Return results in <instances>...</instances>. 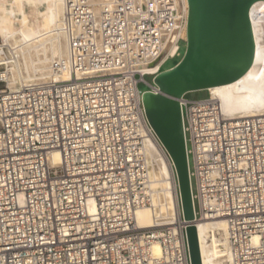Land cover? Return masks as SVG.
Wrapping results in <instances>:
<instances>
[{
	"label": "built area",
	"instance_id": "built-area-1",
	"mask_svg": "<svg viewBox=\"0 0 264 264\" xmlns=\"http://www.w3.org/2000/svg\"><path fill=\"white\" fill-rule=\"evenodd\" d=\"M64 7L70 77L0 89V264H192L182 205L136 220L153 207L142 94L181 55L186 0ZM181 105L194 222L223 218L232 264H264V113L230 116L211 95Z\"/></svg>",
	"mask_w": 264,
	"mask_h": 264
},
{
	"label": "bare ground",
	"instance_id": "bare-ground-1",
	"mask_svg": "<svg viewBox=\"0 0 264 264\" xmlns=\"http://www.w3.org/2000/svg\"><path fill=\"white\" fill-rule=\"evenodd\" d=\"M47 1L0 0V35L3 39L0 41V65L6 68V71L0 73V81L7 83L9 88L70 77L67 68L69 38L64 0H50L47 10L51 15H46V24L38 30L30 26L33 21L30 9L43 6ZM186 3L188 5V0ZM258 10L264 11V0L256 2L251 11L256 40L254 64L236 81L206 90L209 95L220 100L226 114L234 117L264 113V49L255 20ZM57 65L60 71H57ZM153 131L155 138L148 135L146 140L153 207L146 206L136 213L137 222L145 227L154 225L157 216L168 220L174 215L178 216V209L181 210L182 205L174 162ZM54 162H60L59 156H55ZM186 221L196 226L202 264H232L228 225L223 218ZM155 250L159 253L160 247L156 245Z\"/></svg>",
	"mask_w": 264,
	"mask_h": 264
},
{
	"label": "water",
	"instance_id": "water-1",
	"mask_svg": "<svg viewBox=\"0 0 264 264\" xmlns=\"http://www.w3.org/2000/svg\"><path fill=\"white\" fill-rule=\"evenodd\" d=\"M261 0H188L185 49L181 59L155 76L156 92L142 95L146 116L170 154L185 219L195 218L193 187L181 99L192 92L234 82L254 64L253 5ZM192 264H202L197 229L187 226Z\"/></svg>",
	"mask_w": 264,
	"mask_h": 264
},
{
	"label": "rangeland",
	"instance_id": "rangeland-1",
	"mask_svg": "<svg viewBox=\"0 0 264 264\" xmlns=\"http://www.w3.org/2000/svg\"><path fill=\"white\" fill-rule=\"evenodd\" d=\"M51 4V1L48 0L47 3L43 6H38V7H33L30 9L29 14L31 15V20L32 23L30 26L35 30H38L40 27L44 26L46 24L45 18L46 15H51V13L48 12L47 9H49V6ZM44 12V13H43ZM6 37V36H5ZM2 39V36L0 35V41ZM3 40V39H2ZM185 49V43H182V48H181V55L173 60H170L166 65L165 69H168L172 66H174L182 57ZM6 71L5 65H0V73ZM147 80L151 81V77L148 76L146 78ZM8 88L7 83L0 81V89ZM140 88L142 90L146 89L147 86L145 84H140ZM188 98H194V99H201V98H207L209 97V93L204 90V91H197V92H192L187 94Z\"/></svg>",
	"mask_w": 264,
	"mask_h": 264
}]
</instances>
